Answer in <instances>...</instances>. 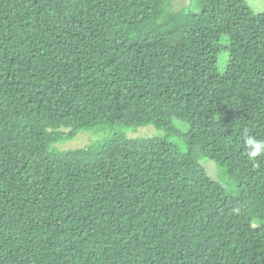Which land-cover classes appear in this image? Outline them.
Wrapping results in <instances>:
<instances>
[{
	"label": "trees",
	"instance_id": "16d2710c",
	"mask_svg": "<svg viewBox=\"0 0 264 264\" xmlns=\"http://www.w3.org/2000/svg\"><path fill=\"white\" fill-rule=\"evenodd\" d=\"M113 125L164 132L59 148ZM245 136L264 141L247 0H0V264H264Z\"/></svg>",
	"mask_w": 264,
	"mask_h": 264
},
{
	"label": "rangeland",
	"instance_id": "374dc122",
	"mask_svg": "<svg viewBox=\"0 0 264 264\" xmlns=\"http://www.w3.org/2000/svg\"><path fill=\"white\" fill-rule=\"evenodd\" d=\"M247 2L249 3L251 9L254 10L255 12L258 13V12L264 11V0H247ZM226 57H227V53L223 51L221 54V58H220V67L223 66V61L224 59H226ZM144 128H151V129H144ZM138 129H139L138 132L135 131L131 133V135L134 137H138V136L148 135V134L153 135L155 132L156 133L154 135L164 132V131L158 130L155 126H152V125L147 126V127H140ZM133 130L135 129L128 128V127L121 128L120 125L109 126L105 130H103L102 128L100 129L96 128V129H93L92 131L81 132L74 139L60 144L59 148H62V149L84 148V147L91 145L92 142L97 138V136H104L107 133L110 134V133H116V132H122V131H125L126 133L129 132L128 135H130V132ZM174 139L179 144L181 145L183 144V140L180 137L175 136ZM201 162L203 166L205 167V169L207 170L209 176H211L214 180L219 181L224 187H226L228 191L233 190L235 185L229 179L228 172L225 167L221 166L219 163L209 158H202ZM105 256L108 259H110L113 263H118L119 261L125 260L124 255L122 253H116L115 255L107 253Z\"/></svg>",
	"mask_w": 264,
	"mask_h": 264
},
{
	"label": "clouds",
	"instance_id": "9594fccd",
	"mask_svg": "<svg viewBox=\"0 0 264 264\" xmlns=\"http://www.w3.org/2000/svg\"><path fill=\"white\" fill-rule=\"evenodd\" d=\"M245 144L249 149L248 156L250 159H255L264 150V141H259L254 136H245Z\"/></svg>",
	"mask_w": 264,
	"mask_h": 264
}]
</instances>
